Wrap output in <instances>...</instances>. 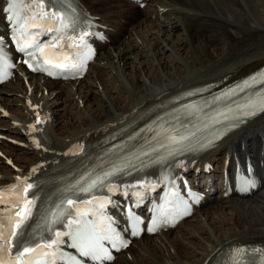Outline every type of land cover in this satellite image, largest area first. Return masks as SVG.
Returning a JSON list of instances; mask_svg holds the SVG:
<instances>
[{
	"label": "bare ground",
	"instance_id": "6f19581e",
	"mask_svg": "<svg viewBox=\"0 0 264 264\" xmlns=\"http://www.w3.org/2000/svg\"><path fill=\"white\" fill-rule=\"evenodd\" d=\"M78 1L105 27L110 43L98 46L96 59L89 66L86 76L78 82L59 83L19 72L2 87L0 136L21 143L22 147L20 156L12 159L6 149L19 145L14 141L0 143V152L13 160L15 165V169H11L0 157V184L12 182L14 175L23 176L32 168L30 166L58 156L72 142L93 139L111 125L134 117L170 95L209 82L237 79L264 63V0H155L144 10L125 0ZM151 17H154L153 20ZM139 28L142 37H139ZM175 30L187 36L184 39L190 49L185 52L187 57L183 49H177L184 41L172 45L171 40H162L164 35L169 37ZM148 37L152 38L146 39ZM139 38L142 43L148 40L145 48L137 44ZM151 40L152 45L149 44ZM165 53H169L170 57L173 55L175 63L169 65L165 62L162 75L156 73L150 76L148 57L162 61L165 60ZM203 54L206 55L204 58L201 57ZM132 56L139 67L126 73L125 67ZM117 64L124 66L127 74L124 82L127 83L128 78V84L118 83L115 87L111 82L115 76L121 77L118 72L123 73ZM107 68L109 71L104 73ZM102 87L107 98L120 87H123L125 95L121 91L102 106L99 103L96 107L86 108L88 115L78 112L74 115L72 108L67 109L70 106L58 103L64 97L63 102L74 98L75 94L81 95L78 97L81 103L86 102L96 93L100 95L97 90ZM4 113H7L6 118ZM38 113H44L51 119L42 148L26 141L28 136L24 126L31 114ZM262 122L264 114L238 133L222 140L210 155L199 160L217 162L221 157L222 163L225 154L230 152L249 154L259 160L264 148V126H259ZM61 123L64 131L56 134L61 130ZM221 171L222 166L219 167L218 179H221ZM208 206L200 207L197 214L178 224L174 231L134 241L126 250L133 261L129 262L123 256L116 264H199L215 248L223 250L231 243L264 244V187L262 193L244 199H212ZM227 211L233 214V223L238 225L227 223L232 220L222 221L228 215ZM199 215L203 217L199 218ZM192 222L195 224L190 226ZM174 232L177 235L170 237ZM200 237L205 239H202V246L193 242ZM188 245L194 246V251L186 250L184 253L183 249ZM133 246L135 248H131Z\"/></svg>",
	"mask_w": 264,
	"mask_h": 264
},
{
	"label": "snow or ice",
	"instance_id": "6c2138e0",
	"mask_svg": "<svg viewBox=\"0 0 264 264\" xmlns=\"http://www.w3.org/2000/svg\"><path fill=\"white\" fill-rule=\"evenodd\" d=\"M14 2H19V0H14ZM36 2L39 4L41 12H34L32 19H43L48 18L50 20L59 21L60 24L64 27L68 26L69 17L66 15H62L60 11H43L44 9V0H36ZM12 20H15V16L11 17ZM83 35H88L87 32H84ZM15 39V37H14ZM80 43L83 44V36L80 38ZM28 47H31V45L25 46V47H18V51L20 52H26V49ZM71 47V45H69ZM40 51H43V49H40ZM26 54L29 57H33V53L26 52ZM4 54L2 51H0V63L3 62ZM29 68H33L34 66L29 62V60L24 61ZM45 64H52L53 67L62 68L64 65L62 64H53L51 60H44ZM264 84V73L259 74V79L257 76H253L251 78V82L244 81L242 85H238L235 89H229L228 91L224 92L221 96H214L212 101H205L206 104L211 105L212 103H224L227 106V102L232 100L234 96L238 95L240 92H244L247 88H252L255 86V84ZM191 95V93L189 94ZM186 109H193V105L189 104L185 106ZM254 107V104L251 102L246 104H237L236 106V112L238 115L231 116L230 113L233 111L231 107H228V111H218L215 113L214 116L209 117V119L214 120L216 123H220L222 120H227L229 118L232 119H239L240 116H246L252 114L249 109H252ZM196 110L202 111L200 109L199 105L195 106ZM189 118L192 116H196V111H190L188 113ZM207 115V113H205ZM199 118L198 116L196 117ZM42 121L39 116H37L36 124H41ZM33 129L36 130L33 126ZM159 135V134H157ZM196 132H191L188 134H181L179 132H176L175 134H169L166 136V139L169 141L168 144H161V148L168 149V155H176L182 151L185 150V147L187 144L191 142V139L195 137ZM37 147H40V143L36 142ZM115 151V149H113ZM152 152L159 153V148H152L151 151H144L134 157L136 160H141L143 156H149ZM164 157L158 156L157 159H163ZM134 166L132 159H128L126 162H123L121 164H115L111 169L102 170L98 174L89 173L87 176H82L79 180H77L74 184H70L66 189V193L69 194V197L76 193H89L91 190L95 189L97 186L104 185L107 182L110 181L111 177L116 175L119 172L124 171L125 168ZM36 169H33L32 171L35 172ZM17 181L20 182V184L24 185L23 187V203H13L10 204L8 208L4 209L3 211H8L10 215L6 218L7 222L4 221V219H0V253L4 251L5 248L8 249L9 253H12V249L16 245L22 246V250L16 254V259L19 264L21 261V258H25L24 264H33L31 260L27 259V254L33 252L35 250V247H38L39 245H28L23 240L22 237L26 235L25 228L26 223L29 220V218L33 214V207L35 206V198L33 196H29L30 191L34 188V184L31 182H28L26 178L16 177ZM19 185H13L9 189H0V204H5L6 200L5 197H8L9 200L12 199L13 196L16 197V199L19 201L21 199L19 192H17V188ZM78 201L67 198L66 199V208L72 209L75 204H77ZM55 211L50 210V214L54 219H51L48 221V226L51 230V226L57 223L60 219L65 217H70L71 212L65 211V204L62 201L60 204L55 205ZM86 215L85 213H77V217L75 219H69L68 223L69 225H78L79 227L72 229V232L69 234L73 238V246L78 250L79 255L81 256H91L93 258H100L104 252L102 245L100 244L101 240L109 239L106 235H101L96 230H88L87 228V222L82 220V217ZM83 230V235H82ZM149 231H153V229H149ZM63 234L60 232L56 233V239L51 240L50 242L46 243L44 247L51 250L49 252H45V256L54 255L56 249L54 246H58L62 241L60 240V237ZM121 246L126 247V244H122ZM116 250H119V247L116 248ZM241 253L240 259L236 261V264H248L246 254L244 250H239ZM108 259H111L110 256H108ZM76 262V257H70L69 260L66 262V264H74ZM0 264H5L3 260H0Z\"/></svg>",
	"mask_w": 264,
	"mask_h": 264
},
{
	"label": "rangeland",
	"instance_id": "374dc122",
	"mask_svg": "<svg viewBox=\"0 0 264 264\" xmlns=\"http://www.w3.org/2000/svg\"><path fill=\"white\" fill-rule=\"evenodd\" d=\"M123 22V21H122ZM173 32V31H172ZM142 32H141V28H139V37H142ZM171 34V33H170ZM186 35L181 31V33L180 32H177V30H175V32H173V34H171V36H169L168 37V35H164L163 37H162V40H168V41H172V45H174L173 43H180L181 41H184V39H186V37H185ZM152 37H148V38H146V39H151ZM168 38V39H167ZM129 39V38H128ZM145 39V42H143L142 43V40L139 38V41L137 40V44H139L140 46H142L141 44H143V46H144V48L147 46V44H148V40H146ZM147 41V42H146ZM127 42V41H126ZM129 42H127V44H128ZM152 40L151 41H149V44H151L152 45ZM176 44H175V48H176ZM166 45H167V43H166ZM143 46H142V48H143ZM149 46V45H148ZM109 47V46H108ZM221 48V47H220ZM105 49H107L106 47H105ZM177 49H180V51L182 50V52L185 54L184 56H186L187 57V52L190 50L188 47H187V44L185 43V41H184V44L182 45V47H178ZM106 51H108V49L106 50ZM180 51H179V53H180ZM186 52V53H185ZM112 54H113V51H112ZM190 56V55H189ZM206 55H201V57L202 58H204ZM133 57L134 56H132V58L130 59V60H128V63H129V65L127 66V67H125V69H126V73H130L131 72V70L133 69V70H135L137 67H139L138 65H137V63H134L133 62ZM165 60H159L158 58L156 59V57H153V56H151V57H148V66L150 67V76L152 75V74H159V75H162V66H163V64L166 62V64L168 63L169 65L170 64H173V63H175V59H174V56L173 55H171V57H173V58H171L170 57V54L169 53H165ZM169 57V58H168ZM172 59V60H171ZM167 60H169V61H167ZM139 61V60H138ZM138 61H136V62H138ZM139 63H141V62H139ZM118 65V64H117ZM121 65V64H120ZM120 65H118V68H122V70H123V68H124V66H120ZM132 68V69H131ZM107 71H109V68H107L106 69V71L104 72V73H107ZM114 73V72H113ZM125 73V70H123V73L121 74L120 73V76L121 77H119L118 75V77L117 76H115V80L113 81V82H111V81H109V82H111L112 83V85L113 86H117V84L119 83H125L124 85H126V84H128V78H127V83L126 82H124V80L126 81V74ZM91 76V75H90ZM122 76L124 77L125 76V78L123 79L122 78ZM107 77H109V75L107 76ZM120 79H122V80H120ZM164 79V78H163ZM162 79V80H163ZM123 81V82H122ZM145 83H147V80H145L144 81ZM121 86H123V85H121ZM123 87H120V88H117V89H115L110 95L107 93V96L109 95L111 98L112 97H116V96H118V94H119V92H121V91H123L121 94L124 96L125 95V92H124V90L122 89ZM110 89V88H109ZM99 93H101L100 95L99 94H97L96 93V95H94V98H92V97H90L86 102L84 101V102H82L81 103V100L79 99L78 100V97H81V95L79 94H75L76 96H73L74 98H71V99H68V100H65L64 102H63V99L65 98H63L61 101L62 102H58V103H60V104H66V106H70V107H67V109H70V108H72V110H71V112H72V114H78V113H81L82 115H86L88 112H86L87 111V109L86 108H88V107H93V106H95L96 107V105L97 104H99V105H101L102 106V104H106V102H108V99L110 98V97H106V95H105V91L103 90V87L102 88H98V90H97ZM115 92H117V93H115ZM76 93V92H75ZM78 95V96H77ZM98 95V96H97ZM104 95H105V98H103L104 97ZM103 98V99H102ZM107 98V99H106ZM100 99V100H99ZM107 100V101H106ZM75 101V102H74ZM78 103H77V102ZM101 101V102H100ZM103 102V103H102ZM69 104V105H68ZM73 105V106H72ZM65 107V106H64ZM109 108V107H108ZM78 112V113H77ZM88 115V114H87ZM75 117V116H74ZM69 121V120H68ZM62 124V123H61ZM61 126V125H60ZM57 128H58V126H57ZM61 132L62 131H64V130H60ZM207 208H210V206H208ZM206 208V209H207ZM227 214L228 215H226L225 217H223L222 218V221H224L225 222V220H232V218L234 217L233 216V214H231V212H229V211H227ZM199 218H202L203 216H201V215H199L198 216ZM198 218V219H199ZM196 222V221H195ZM195 222H192V224H190V226L191 225H194L195 224ZM227 223H229L230 225H238L239 223H236V224H234L233 223V220H232V222H230V221H228ZM189 224H187V225H189ZM187 225H186V227H187ZM230 225H227L226 227H229ZM186 227H184V232L186 231ZM231 228V227H230ZM177 233V232H176ZM175 232L171 235L170 234V237H175V235H177ZM175 234V235H174ZM204 237H200L199 239H197V238H195V239H193L192 241L193 242H196L198 245H200V246H202L203 245V240H205V239H203ZM203 239V240H202ZM197 240V241H196ZM193 248H195L194 246H192V245H188L187 247H185V249H183V250H185V251H183L184 253L185 252H187V251H194V249ZM187 250V251H186ZM168 252V251H167ZM170 252H172V251H170ZM197 252V251H196ZM169 253V252H168ZM172 256V255H171Z\"/></svg>",
	"mask_w": 264,
	"mask_h": 264
}]
</instances>
